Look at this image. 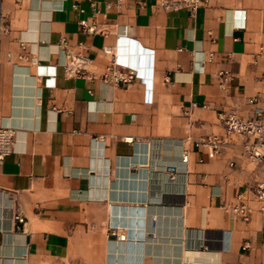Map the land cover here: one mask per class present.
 Segmentation results:
<instances>
[{
	"label": "crops",
	"instance_id": "0c3cea01",
	"mask_svg": "<svg viewBox=\"0 0 264 264\" xmlns=\"http://www.w3.org/2000/svg\"><path fill=\"white\" fill-rule=\"evenodd\" d=\"M0 13V122L16 129L0 162V264H264L253 199L264 163L218 118L264 107V0H203L193 11L0 0ZM61 40L90 60L85 74L64 71ZM112 58L136 72L131 83L102 80ZM212 135L223 143L210 157L199 142ZM239 192L248 221L230 211Z\"/></svg>",
	"mask_w": 264,
	"mask_h": 264
},
{
	"label": "built area",
	"instance_id": "2783aa9c",
	"mask_svg": "<svg viewBox=\"0 0 264 264\" xmlns=\"http://www.w3.org/2000/svg\"><path fill=\"white\" fill-rule=\"evenodd\" d=\"M154 4L161 6L167 11H176L182 8L189 10H195L203 0H153ZM4 19L0 13V31L6 30V26L3 25ZM81 27L90 34L96 33L97 26L92 23L88 24L86 21H80ZM21 46L25 41L23 38H19ZM66 41L61 40L60 48L64 54V60L61 63L64 71L70 76H80L85 74L86 65L89 63V59L78 53H70L65 51ZM31 52H28L30 54ZM28 54H19L21 60L27 62H35L36 58ZM10 53L6 54V58L10 60ZM136 77V72L132 69H123L117 63L115 58H112L106 65L101 78L105 82L127 85L131 83ZM220 85L223 86L226 80L224 72H219ZM258 101V96L249 98L248 102L255 104ZM218 118L225 129L226 135H238L244 137L243 149L246 158L251 162L264 163V107H256L253 110V114L250 117H241L234 112H220ZM16 129L11 126L3 125L0 122V162L10 153L13 152V145L15 140ZM133 137L126 136L124 141L131 142ZM209 148L208 155L210 157L217 155L221 151V145L223 143L222 137L212 135L206 137L201 142ZM181 161L187 163L188 154L184 152L181 155ZM175 168H170L168 176L170 179H174ZM253 199L257 206L255 210L261 214L264 221V181L259 182L253 192ZM230 211L233 218H237L243 221L250 219L253 208L249 204V199L246 198L242 192L235 195V202L230 207ZM111 236L119 237L117 234V228L111 227L109 230ZM121 238L123 236L121 235Z\"/></svg>",
	"mask_w": 264,
	"mask_h": 264
},
{
	"label": "bare ground",
	"instance_id": "6f19581e",
	"mask_svg": "<svg viewBox=\"0 0 264 264\" xmlns=\"http://www.w3.org/2000/svg\"><path fill=\"white\" fill-rule=\"evenodd\" d=\"M119 237H121V235H119Z\"/></svg>",
	"mask_w": 264,
	"mask_h": 264
}]
</instances>
